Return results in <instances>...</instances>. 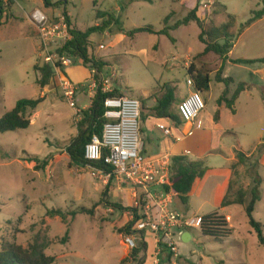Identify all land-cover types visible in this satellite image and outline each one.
Wrapping results in <instances>:
<instances>
[{
	"label": "rangeland",
	"instance_id": "374dc122",
	"mask_svg": "<svg viewBox=\"0 0 264 264\" xmlns=\"http://www.w3.org/2000/svg\"><path fill=\"white\" fill-rule=\"evenodd\" d=\"M49 1L59 6H48L45 0H13L3 20L6 27L0 30V119L21 99L45 97L36 110L28 112L29 128L0 133V253L4 242L27 247L40 236L41 242H49L45 253L56 259L55 264H122L125 259V264H138L131 258L133 250L125 245V238L130 236L138 245L141 240L148 244V251L139 255V259L145 258L144 264H155L157 259L159 264H264V246L249 225L245 206L229 209L233 235L222 242L203 236L200 229L188 230L192 238L187 242L175 234L177 257L167 254V248L156 245L147 231L139 232L136 223L127 233L126 228L135 214L142 216L146 197L140 190L117 180L102 183L93 177L92 168L74 164L66 151L77 137L84 111L91 104L90 96H94L97 89L92 92L89 89L93 80L91 70L79 59H74L67 71L72 82L84 86L76 98L80 111L77 117L55 77L44 89L37 84L39 74L34 68L42 66L44 59L37 31L32 29L28 19L35 10L48 15H68L73 26L84 32L102 25L98 14L109 13L120 19L127 31L151 27L160 32L169 28L170 37L150 33H140L133 38L120 36L116 25L103 33L93 34L89 39L91 56L106 64L103 88L108 92L118 89L126 97L139 99L142 114L150 115L156 106L155 96H162V86L175 84L178 100L182 101L187 93L188 71L193 68L208 73L213 87L210 105L199 117L203 128L200 133L186 136L175 146L176 151L189 149L191 154L185 156L191 161H202L213 167L219 166L222 156L202 157L203 152L220 149L231 153L234 148L242 147L251 153L247 164L237 162L233 165L229 198L236 200L238 192L244 191L248 202L257 171L260 201L253 218L262 223L264 231V123H258L259 118H256L259 115L257 104L242 99L236 103L235 115L225 104L220 106L221 110L217 109L215 99L223 94L220 90L226 89L216 81L218 71L222 70L220 57L213 53L201 55L205 46L199 40L200 29L195 23L173 28L196 7L198 17L205 21L208 29L229 23V16H233L235 24L230 31L234 42L233 58L261 59L264 58V17L251 29H241L253 12L263 8L264 0H210L208 8L203 3L209 0ZM122 7L125 9L121 10ZM227 73L236 79L249 78L248 71L233 63L228 66ZM262 81L264 83V79ZM237 85H230L227 98L232 97ZM208 96L209 93L203 95L206 105ZM219 115L220 122L213 127L209 117L218 119ZM168 126L173 131V125ZM185 126L188 125L183 124ZM157 133L161 140L172 141L171 136L163 135L162 129H157ZM144 143L148 150L146 139ZM258 146H262L260 152H256ZM182 155L170 154V161ZM35 158L38 164L28 162ZM255 162H259L256 170L252 168ZM174 201V210L184 213V207L175 198ZM214 209L209 206L203 213H211ZM48 210H60L65 217H48ZM158 252H162L159 257L156 256Z\"/></svg>",
	"mask_w": 264,
	"mask_h": 264
},
{
	"label": "trees",
	"instance_id": "16d2710c",
	"mask_svg": "<svg viewBox=\"0 0 264 264\" xmlns=\"http://www.w3.org/2000/svg\"><path fill=\"white\" fill-rule=\"evenodd\" d=\"M134 2L137 0H129ZM141 2L154 3L156 0H138ZM13 1L9 0L5 3V0H0V29L3 26V20L8 16V12L12 7ZM45 4L48 6H59V3L52 4L49 0H45ZM125 9L124 7L121 10ZM198 7L194 8L189 12L186 18L178 22L173 28L177 29L181 26H187L190 23H195L200 29L199 40L205 46V49L201 55H207L210 53L216 54L224 61L226 57L234 47V42L232 40L231 29L234 27L235 18L229 16V23L221 27H211L207 28L205 21L202 20L197 15ZM67 20L70 22L71 34L73 36L72 40L68 42L59 53L62 55H67L73 59H79L84 67L89 68L91 72L94 70L95 74L93 78L97 81V89L91 100L90 107L84 111V119L80 122L78 126L77 137L73 140L71 145L67 148V154L69 155L72 162L76 165H82L90 168L105 169L111 171V167H107L103 162L92 163L85 158L86 146L91 142L93 136H98L102 138L104 125L106 123L105 114V102L109 98H121L124 97L122 92L118 89L105 92L102 85V78L104 68L106 64L98 59L91 56V48L89 39L95 33H103L105 30L109 29L112 25L118 27V33L123 34L129 38H133L140 33H150L169 36V28H165L160 32H156L153 28H138L131 31H127L122 26L120 19L115 18L112 14L101 13L98 14V19L102 20V25L92 27L86 31H81L75 28L69 19L68 15H65ZM264 17V3L263 8L259 11L252 13V18L248 23L242 26L241 31L248 28L255 21L262 19ZM170 37V36H169ZM221 41L224 43L222 44ZM233 64L237 65H252L256 63L264 64V58L256 60H245L238 59L231 61ZM35 71L39 74L37 79V84L42 88H46L50 85L52 79L55 77L54 68L48 64H43L42 66H35ZM68 77V73L64 72ZM188 75L192 78L197 91L201 92L203 95L210 92L211 78L208 73H204L201 70H194L193 68L188 71ZM216 81L220 84L226 86L225 91L217 100L218 106L225 104V106L232 111L233 114L236 113L235 105L238 101L240 95L245 92L250 87L243 82L238 83L235 92L229 99L228 91L231 84H234V79L228 77H222V70L218 71L216 76ZM160 91L162 96H155L156 106L151 109L152 114L141 116V124L148 118L154 117L158 119H165L172 122L176 127L182 125V118L178 111V106L181 101L178 100L177 87L172 84H165L161 87ZM261 96L264 101V90H261ZM142 98V97H141ZM45 101V97L38 99H21L19 100L15 107L7 112L0 119V133L13 132L18 130H25L30 127L31 121L28 118V112L36 110L41 103ZM176 107V110L174 108ZM143 111V110H142ZM264 146V144H262ZM262 146H258L256 152H260ZM236 156L238 163L240 165L247 164L251 157H248L243 151L236 150ZM28 162L39 163L37 158L30 159ZM259 162L252 164L253 169L258 168ZM46 165V164H45ZM234 168V166H233ZM208 172V168L202 161H191L187 156H174L171 161V186L165 187L167 191L173 190L176 193L175 200H177L182 206L187 207L190 201V194L193 191V187L197 180L205 177ZM254 187L251 191V198L247 202V194L244 191H239L236 200L231 201L229 196L232 188L229 189L227 196L222 202V208L229 207L231 205H241L245 206L246 214L249 219L250 227L257 234L260 245L264 246V231L262 223L256 221L253 218V213L256 208V204L260 201V178L255 172L253 176ZM75 215V214H72ZM48 217H61L64 218L65 215L60 210H48ZM200 232L203 236L210 238L214 242H222L225 239L230 238L233 235V230L230 227V222L227 217L219 212H213L201 217ZM139 220L137 213L135 214V219L126 228L127 233H130L132 226ZM66 238L63 240V242ZM48 241L41 242L40 236H37L33 243L24 247L16 242H4L2 243V250L0 253V264H55L56 259L54 257L48 256L45 251L49 246ZM148 251V244L141 240L138 248L134 249L131 254L133 261L138 264H144V259H139L141 253H146ZM127 259L122 261L125 264ZM196 264V263H191ZM222 264V263H220Z\"/></svg>",
	"mask_w": 264,
	"mask_h": 264
},
{
	"label": "built area",
	"instance_id": "2783aa9c",
	"mask_svg": "<svg viewBox=\"0 0 264 264\" xmlns=\"http://www.w3.org/2000/svg\"><path fill=\"white\" fill-rule=\"evenodd\" d=\"M9 0H5L7 3ZM13 1V0H12ZM209 2H204L208 8ZM29 22L37 31L40 40V50L44 64L54 68L58 88L67 100L71 108L77 109L76 98L80 94L83 84H76L68 78L64 72L73 64V58L59 53L73 38L72 27L67 17L60 15L51 17L41 10H35L28 16ZM104 46H100L103 49ZM92 76L95 74L93 70ZM187 86L191 88L190 93L183 99L178 111L183 122L191 125L197 123L201 127L200 115L206 109L203 94L196 90L194 81L190 76L186 80ZM97 88V81L93 78L89 86L90 92ZM108 92V90H104ZM93 95L90 96V100ZM142 103L137 98L121 97L109 98L105 102V120L102 138L93 136L91 142L86 146L85 158L92 163L103 162L105 166L111 167V171L105 169H93V177L104 184L112 180L134 189L140 190L146 197L143 214L136 222L139 232L147 231L152 235L156 245L168 249L167 254L172 253L177 257V246L174 242L175 234L182 237L189 233L190 229H200L201 217L190 216L174 210L173 190L167 191L165 187L171 186V161L170 157L151 158L143 153L142 147ZM165 136H172L170 128L161 126ZM191 234V233H190ZM188 238V237H187ZM125 245L129 250L138 248L136 240L130 236L125 238ZM162 254V252H160ZM159 252L156 254L160 256ZM157 259L155 264H159Z\"/></svg>",
	"mask_w": 264,
	"mask_h": 264
},
{
	"label": "crops",
	"instance_id": "0c3cea01",
	"mask_svg": "<svg viewBox=\"0 0 264 264\" xmlns=\"http://www.w3.org/2000/svg\"><path fill=\"white\" fill-rule=\"evenodd\" d=\"M51 17H58L60 15H55L54 13L49 15ZM257 21L252 23L246 30L251 29ZM32 29H35L32 24L30 23ZM6 25L3 24L0 30L4 29ZM33 34L35 35V31H33ZM125 36V35H120ZM219 68L223 70V78H228L229 73H227V68L229 65H231V61L238 60L233 58V50L230 51L228 56L226 57V60L219 58ZM241 59L245 60H256L258 58H248L243 57ZM262 65V66H261ZM242 66V69L249 72V78L245 80L236 79L232 76H229L230 78L234 79L235 84L239 82L246 83L250 88L247 89L245 92H243L238 101L245 99L249 103H255L257 104L256 108L259 109V115L256 118L258 119V123H264V101L261 96V90H264V64H252V65H240ZM69 75V74H68ZM189 76V75H188ZM261 77V78H260ZM260 79L259 81H257ZM262 82V84H258V82ZM212 77H211V84H210V92L212 90ZM187 93L184 97V99L187 97V95L190 93L191 88L187 86ZM178 89V87H177ZM224 90H220L221 94ZM234 90L230 89V92ZM210 92L209 96L207 98V105L206 109L210 105ZM217 99H215L216 108L221 110L223 107L218 106ZM237 101V102H238ZM236 102V103H237ZM90 107V106H89ZM87 107V108H89ZM153 107V106H152ZM151 107V108H152ZM226 107V106H225ZM236 107V105H235ZM227 108V107H226ZM205 109V110H206ZM228 109V108H227ZM236 109V108H235ZM230 110V109H229ZM231 111V110H230ZM232 113V111H231ZM237 113V111H236ZM235 113V114H236ZM233 114V113H232ZM234 114V115H235ZM202 119V118H201ZM198 120L201 123V127L197 126V123L193 126L191 124H188L186 122H182V125L180 127H176L172 122L165 120V119H158L154 117H148L143 123H142V147H143V153L151 158H163L166 156L171 155H178V154H184V155H190L191 150L185 149L176 151V147L178 143L185 140L184 138L186 136L195 135L196 133H200V129L203 128V121ZM220 115L218 119H215V116H210L209 121H211V124L213 127H217L215 123L220 122ZM173 125V131H172V141L169 139L161 140L160 136L157 133V129H160L161 126H165L166 128H169L168 125ZM183 124H186L188 126L183 127ZM171 129V128H170ZM179 129H182L181 131ZM194 129V130H193ZM174 133V135H173ZM165 136V134L163 133ZM168 137V136H166ZM146 139V142H148V150H146V145L144 143ZM198 149V148H197ZM236 150H241L245 154H247L248 157H251V153H247L242 149V147H237L233 149V152L231 153H225L224 151L220 149H210L207 152H203L201 156H222V162H219V166L213 167L211 165H205L208 168V172L206 173L205 177L197 180L193 191L190 194V201L189 205L187 207H184V213L190 216H196L197 214L202 213L201 217L204 215H207V213H203L204 210H207L209 206H212L214 209L213 212H219L227 217V219L230 222V216L228 215L230 212V208L232 206H241V205H231L226 208H222V202L224 198L227 196L229 189L231 188V182L233 178V165L238 162L237 156H236ZM205 164V163H204ZM209 177V178H208ZM210 179V180H208ZM211 212V213H213ZM210 214V213H208ZM200 217V216H199ZM150 235V234H149ZM152 236V235H151ZM192 236V235H191ZM183 238L187 239V236L185 234L182 235L181 239ZM26 247V246H24Z\"/></svg>",
	"mask_w": 264,
	"mask_h": 264
},
{
	"label": "water",
	"instance_id": "95a60500",
	"mask_svg": "<svg viewBox=\"0 0 264 264\" xmlns=\"http://www.w3.org/2000/svg\"><path fill=\"white\" fill-rule=\"evenodd\" d=\"M185 235L188 237L187 239L183 238L184 242H187V240H190L192 238L190 233H185Z\"/></svg>",
	"mask_w": 264,
	"mask_h": 264
}]
</instances>
